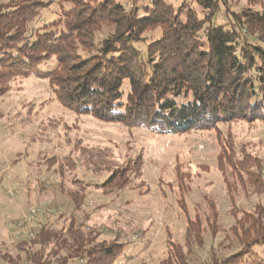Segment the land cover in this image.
<instances>
[{
	"label": "trees",
	"instance_id": "16d2710c",
	"mask_svg": "<svg viewBox=\"0 0 264 264\" xmlns=\"http://www.w3.org/2000/svg\"><path fill=\"white\" fill-rule=\"evenodd\" d=\"M148 1L128 10L114 0H57L62 9L67 6L62 16L32 30L50 2H0V100L17 77L39 74L74 113L160 135L212 131L238 121L264 122V0H256L263 3L261 9L229 14L223 10L227 0H196L207 11L204 17L186 1L178 6L170 0ZM152 29L161 30V36L147 44L144 53L136 45ZM53 59V69H41ZM219 145L218 169L235 219L227 232L239 250L225 257L212 252L209 264H264V251L258 250L264 249V205L246 211L236 201L240 191L264 195L262 160L245 149L237 152L233 142ZM75 152L78 159L67 160L62 170L80 167L87 175L107 174L105 195L129 188L131 175L143 176V156L121 167L107 146L80 142ZM87 189L82 185L79 191H65L72 204L66 227L43 223L28 231L24 241L14 245L16 256L3 257L6 264H100L121 257L129 246L122 238L126 235L100 240L102 232L85 213ZM183 199L184 244L168 232L167 257L161 264H189L193 248L203 249L207 232L212 238L225 234L214 202L208 203L209 213L202 219L189 216Z\"/></svg>",
	"mask_w": 264,
	"mask_h": 264
},
{
	"label": "rangeland",
	"instance_id": "374dc122",
	"mask_svg": "<svg viewBox=\"0 0 264 264\" xmlns=\"http://www.w3.org/2000/svg\"><path fill=\"white\" fill-rule=\"evenodd\" d=\"M46 1L52 4L50 9L43 11L31 30L59 18L67 8L62 9L57 0ZM114 1L124 4L128 10L144 7L149 2ZM170 1L176 6L186 1L201 17L207 13L196 0ZM246 8L261 9L263 3L227 0L223 10L229 14L230 10ZM160 36L161 30H149L136 47L146 53V45ZM56 64L53 59L41 69H53ZM80 142L110 147L115 163L121 167L143 156L142 178L131 175L129 188L115 195H105L102 183L107 174L87 175L80 167L72 172L67 168L62 170L67 160L78 159L79 153L75 151ZM220 142H233L237 152L245 149L259 157L264 174L262 121L220 124L216 130L206 132L160 135L145 128H129L102 122L90 115H78L58 101L49 81L39 74L17 77L11 83L9 94L0 100V264H6L4 256H16L14 245L24 241L28 231H35L43 223L55 229L66 227L72 204L65 191H79L82 185L88 186L85 213L91 217L92 225L102 232L100 240H111L116 233H123L126 235L122 236L123 241L129 243L121 257L100 264H161L167 257L168 232L184 244L187 219L180 207L184 197L183 204L186 202L184 205L192 218L199 215L204 219L209 213L208 203L214 202L220 228L225 230V234L220 232L216 238L207 232L203 249L193 248L189 264H209L212 252L224 257L237 252L238 244L227 232L235 219L218 169ZM75 182L83 184L75 185ZM187 187L190 190L183 194ZM236 201L241 209L251 211L258 203L264 205V195L246 196L240 191ZM33 209L40 211L34 221L19 227ZM78 219L81 220L82 215H78ZM226 235H229L228 240H224ZM212 245L215 247L211 248ZM261 256L264 257V252Z\"/></svg>",
	"mask_w": 264,
	"mask_h": 264
},
{
	"label": "built area",
	"instance_id": "2783aa9c",
	"mask_svg": "<svg viewBox=\"0 0 264 264\" xmlns=\"http://www.w3.org/2000/svg\"><path fill=\"white\" fill-rule=\"evenodd\" d=\"M40 211L39 210H32L30 213H29V217L25 219V222L24 224H30L32 221H34V219L36 218L37 214L39 213ZM24 224H20L19 227H23Z\"/></svg>",
	"mask_w": 264,
	"mask_h": 264
}]
</instances>
